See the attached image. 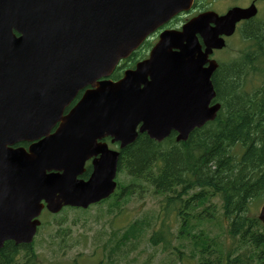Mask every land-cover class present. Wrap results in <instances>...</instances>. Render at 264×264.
Here are the masks:
<instances>
[{"label": "water", "instance_id": "water-1", "mask_svg": "<svg viewBox=\"0 0 264 264\" xmlns=\"http://www.w3.org/2000/svg\"><path fill=\"white\" fill-rule=\"evenodd\" d=\"M191 2L0 0V248L32 242L42 202L57 213L113 193L118 153L98 141L109 137L124 148L139 133L160 142L171 132L186 141L214 119L215 66L204 68L205 57L223 47L220 35L255 15L253 7L222 17L207 12L180 31H164L148 60L109 79L120 60ZM21 142L30 143L27 150L13 148ZM97 155L89 178L79 179ZM258 219L264 224V204Z\"/></svg>", "mask_w": 264, "mask_h": 264}, {"label": "trees", "instance_id": "trees-1", "mask_svg": "<svg viewBox=\"0 0 264 264\" xmlns=\"http://www.w3.org/2000/svg\"><path fill=\"white\" fill-rule=\"evenodd\" d=\"M240 37L246 48L211 78L221 105L214 121L185 142L172 134L157 143L142 134L120 152V193L110 212L149 189L159 211L130 222L113 237L111 253L142 246L143 264H264V225L257 219L264 202V19L245 25ZM0 264H39V257L33 246L7 241Z\"/></svg>", "mask_w": 264, "mask_h": 264}, {"label": "rangeland", "instance_id": "rangeland-1", "mask_svg": "<svg viewBox=\"0 0 264 264\" xmlns=\"http://www.w3.org/2000/svg\"><path fill=\"white\" fill-rule=\"evenodd\" d=\"M207 1H212L210 7L219 11V4L224 0ZM227 43L226 49L217 58L233 60L246 47V43L240 41L239 35H235ZM123 179L122 183L128 181L127 178ZM149 191L150 189L146 193L137 192L124 205L121 202L119 211L112 209L110 212L107 204H101L88 209L85 215L72 209L56 216L42 214V224L32 245L39 257V264H108V259L111 258L115 259L116 264H143L147 255L142 252V246L132 254L125 246L116 249L114 253L110 250L115 248L116 240L113 237L122 235L125 228L131 225L130 222L141 220L145 215H157L159 198L151 195ZM59 228L62 230L58 233L61 238L54 239ZM214 231L218 232L217 229ZM142 244L144 243L140 241V245ZM20 259L21 252L17 263ZM184 264L191 262L185 261Z\"/></svg>", "mask_w": 264, "mask_h": 264}, {"label": "flooded vegetation", "instance_id": "flooded-vegetation-1", "mask_svg": "<svg viewBox=\"0 0 264 264\" xmlns=\"http://www.w3.org/2000/svg\"><path fill=\"white\" fill-rule=\"evenodd\" d=\"M212 2H208L207 0H195L194 4H193V8L191 10H189L188 12H183L178 14L177 16H175V18L173 20H171L164 28H175V29H179L182 24L189 19V17L194 16V14L199 13V12H203L205 10H211L208 5L211 4ZM250 6H255L256 8V15L252 18L246 19V20H242L240 22H238L236 24V29H241L242 27H244L245 25L251 23V22H256V21H260L261 19H263V15H262V11H263V6H264V0H225V3L222 5V8L219 9V11H216L218 14L223 15L227 10H230L231 8H249ZM213 10V9H212ZM215 11V10H213ZM160 31H156L154 32L151 36H149L145 42L143 43V45L141 46L140 49H138V51H134L127 59H126V63L127 64H131L136 60V57L138 56V54H142L144 53L143 56H141L140 60L146 59L148 57L149 51L151 49V47L153 46L152 44L157 40V37L159 35ZM227 41V40H225ZM151 45V46H150ZM147 49V47H149ZM147 49V50H146ZM218 51H213L211 54V59H216V53ZM135 64V62H134ZM83 91H81L75 101H77L81 95ZM70 108V106H69ZM15 147H22L24 149H28L29 144L26 142H23L21 144L16 145ZM90 164L91 162L88 161L85 164V173L89 175L90 173Z\"/></svg>", "mask_w": 264, "mask_h": 264}]
</instances>
